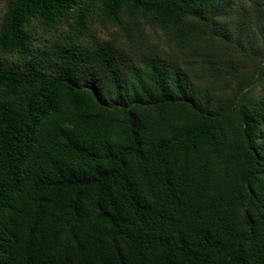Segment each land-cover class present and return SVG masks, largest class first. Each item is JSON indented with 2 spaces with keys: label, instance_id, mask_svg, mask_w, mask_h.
<instances>
[{
  "label": "trees",
  "instance_id": "16d2710c",
  "mask_svg": "<svg viewBox=\"0 0 264 264\" xmlns=\"http://www.w3.org/2000/svg\"><path fill=\"white\" fill-rule=\"evenodd\" d=\"M0 264H264V0H0Z\"/></svg>",
  "mask_w": 264,
  "mask_h": 264
},
{
  "label": "rangeland",
  "instance_id": "374dc122",
  "mask_svg": "<svg viewBox=\"0 0 264 264\" xmlns=\"http://www.w3.org/2000/svg\"><path fill=\"white\" fill-rule=\"evenodd\" d=\"M227 24L229 23V21H227L226 22ZM226 27V26H225ZM107 31V33H109V35L112 33V30L114 29V27L113 26H111V25H109L107 28H105ZM102 35H104V34H102ZM104 36H106V35H104ZM150 36L153 38L154 36H156L155 37V39H157V40H159V42H160V45L161 46H164L166 43H165V41H164V39H162L159 35H157L156 33H154V32H152L151 31V33H150ZM252 38L254 39V34H253V36H252Z\"/></svg>",
  "mask_w": 264,
  "mask_h": 264
}]
</instances>
